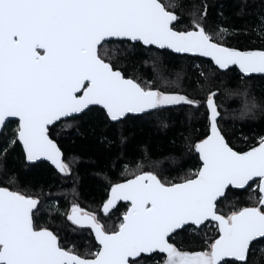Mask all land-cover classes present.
<instances>
[{
  "label": "snow or ice",
  "instance_id": "obj_1",
  "mask_svg": "<svg viewBox=\"0 0 264 264\" xmlns=\"http://www.w3.org/2000/svg\"><path fill=\"white\" fill-rule=\"evenodd\" d=\"M184 7L181 0H0V133L10 118L18 121L5 156L20 147L26 163L46 160L67 177L71 164L51 133L57 123L71 130L99 110L113 127L155 117L167 128L166 113L206 107V131L185 144L199 161L195 171L168 179L160 162L145 156L134 168L125 165L122 182H109L101 211L110 216L126 202L118 224L109 228L75 201L70 210L55 209L74 231L94 238V251L67 247L58 232L38 224L45 202L19 190L17 178L0 164L6 183L0 186V264H251L252 246L264 240V136L247 150L237 148L220 127L217 91H209L205 105L171 90L166 79L127 75L119 59L144 46L206 58L218 73L238 69L246 79L264 77V47L228 46L226 27L209 32L206 0L180 27ZM198 75L203 90L209 74ZM241 95L242 115L258 107ZM236 191H250L248 203L222 212L227 193ZM210 226L215 235L205 234L199 250L175 243L181 233L199 236Z\"/></svg>",
  "mask_w": 264,
  "mask_h": 264
},
{
  "label": "trees",
  "instance_id": "obj_2",
  "mask_svg": "<svg viewBox=\"0 0 264 264\" xmlns=\"http://www.w3.org/2000/svg\"><path fill=\"white\" fill-rule=\"evenodd\" d=\"M184 27L189 22V13L201 0H181ZM209 5L206 28L215 33L218 28L226 27L231 35L227 45L242 50L264 47V0H206ZM122 70L129 76L143 80L166 79L171 90L186 93L206 105L209 91H217L215 100L220 106L222 119L220 127L226 138L237 148L247 150L249 145L257 144L264 136V77L243 78L236 69L227 74L214 71L205 59L163 54L154 48L137 46L121 55ZM203 70L209 74L210 83L204 82L198 73ZM179 74V78L178 75ZM247 93L258 107L242 115L244 96ZM206 107L199 111L193 108H179L166 113L167 128L159 126L155 117L130 119L116 127L108 124L99 110H94L76 123L71 130L63 125L51 129L65 160L70 162L72 173L62 176L46 162L27 164L21 148L9 150L6 156L2 150L13 136L16 121H8L0 133V164L14 175L17 188L31 195L40 196L46 206L41 210L38 224L47 225L58 232L67 247L73 245L80 251H94L95 240L87 231H74L75 226L60 215L70 210L71 202H77L88 212H96L109 228L119 223L126 211V203H118L110 216L101 211L106 200L109 182H122V172L127 164L134 168L145 156L160 162V169L168 179L183 176L199 167L195 154L185 150L187 138L196 140L206 131ZM175 156L176 160L169 157ZM0 186L6 183L0 179ZM73 192L75 195H73ZM51 193V196L49 194ZM252 193L245 191L228 192L220 208L229 213L232 207L244 206ZM47 205H51L48 207ZM214 226L205 228L199 236L181 233L175 238L178 247L199 250L205 234L214 236ZM251 264H264V240L254 243L249 254Z\"/></svg>",
  "mask_w": 264,
  "mask_h": 264
},
{
  "label": "water",
  "instance_id": "obj_3",
  "mask_svg": "<svg viewBox=\"0 0 264 264\" xmlns=\"http://www.w3.org/2000/svg\"><path fill=\"white\" fill-rule=\"evenodd\" d=\"M144 47V46H143ZM144 48H146V47H144ZM155 49V48H154ZM157 50V49H156ZM159 51H162V50H159ZM174 55H177V54H174ZM178 56H181V55H178ZM189 57H191V56H189ZM197 58H199V57H197ZM202 59H205V60H207L206 58H202ZM237 70V72L239 73V71H238V69H236ZM240 74V73H239ZM241 75V74H240ZM242 76V75H241ZM254 77H262L260 74H254ZM9 121H16L17 122V124H18V121L15 119V118H10L9 119ZM7 123V122H6ZM39 162H46L47 164H49L50 166H52L51 164H50V162H48V161H46V160H41V161H37V162H35L34 164H36V163H39ZM26 163V162H25ZM28 164V163H27ZM53 168H54V166H52ZM55 169V168H54ZM56 170V169H55ZM57 171V170H56ZM110 190V189H109ZM109 190H108V193H109ZM107 198H108V194H107V197H106V200H107ZM105 200V201H106ZM104 201V202H105ZM119 203H121V202H119ZM122 203H126V202H122ZM122 218V217H121Z\"/></svg>",
  "mask_w": 264,
  "mask_h": 264
}]
</instances>
